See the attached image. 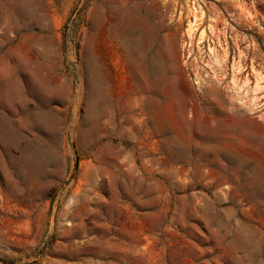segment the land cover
Here are the masks:
<instances>
[{"label":"rangeland","instance_id":"1","mask_svg":"<svg viewBox=\"0 0 264 264\" xmlns=\"http://www.w3.org/2000/svg\"><path fill=\"white\" fill-rule=\"evenodd\" d=\"M0 264H264V0H0Z\"/></svg>","mask_w":264,"mask_h":264},{"label":"bare ground","instance_id":"2","mask_svg":"<svg viewBox=\"0 0 264 264\" xmlns=\"http://www.w3.org/2000/svg\"><path fill=\"white\" fill-rule=\"evenodd\" d=\"M135 34L136 28L135 25H132L129 29V57L127 59V72L131 90L142 94L146 113L153 111L156 115L163 114V111H161L163 100L169 99L175 105L173 89H171L169 96H164L159 86L161 80L159 58L154 55L148 56L153 40L152 35L147 41L140 43L139 38ZM134 68H138L137 73H135Z\"/></svg>","mask_w":264,"mask_h":264}]
</instances>
